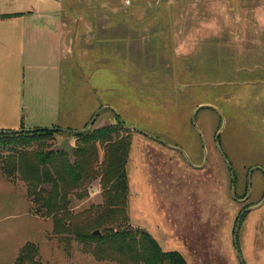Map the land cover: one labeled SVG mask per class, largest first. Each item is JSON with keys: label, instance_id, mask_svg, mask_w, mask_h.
I'll return each mask as SVG.
<instances>
[{"label": "rangeland", "instance_id": "rangeland-1", "mask_svg": "<svg viewBox=\"0 0 264 264\" xmlns=\"http://www.w3.org/2000/svg\"><path fill=\"white\" fill-rule=\"evenodd\" d=\"M4 2L26 14L0 24V132H80L113 109L149 136L120 131L130 145L125 224L185 264H264V0ZM200 106L212 108L193 124ZM117 121L104 109L90 129ZM218 147L236 199L250 192L245 203L232 199ZM8 150L0 142V162ZM99 184L87 186L86 198L70 196L72 226L102 204ZM30 198L19 177L0 172V264H16L28 244L38 264H116L55 233Z\"/></svg>", "mask_w": 264, "mask_h": 264}, {"label": "trees", "instance_id": "trees-1", "mask_svg": "<svg viewBox=\"0 0 264 264\" xmlns=\"http://www.w3.org/2000/svg\"><path fill=\"white\" fill-rule=\"evenodd\" d=\"M117 120L114 126L93 128L76 135L57 128L35 133H0L1 145L9 149L7 157L0 162V172L9 180L19 177L27 186L28 196L37 209L36 215L51 218L55 233L74 235L98 261L185 264L180 254L163 251L146 231L125 224L129 201L126 165L130 145L120 135L121 130L127 129L118 117ZM61 134L75 139L70 154L43 148L46 140ZM34 144L39 147L30 151ZM99 148L103 151L101 162ZM96 180L100 183L102 204L92 205L84 224L74 227L71 221L75 216L69 212V198L71 195L86 198L87 186ZM37 253V249L28 244L15 263L38 264Z\"/></svg>", "mask_w": 264, "mask_h": 264}, {"label": "water", "instance_id": "water-1", "mask_svg": "<svg viewBox=\"0 0 264 264\" xmlns=\"http://www.w3.org/2000/svg\"><path fill=\"white\" fill-rule=\"evenodd\" d=\"M204 108H212V107H210V106H200V108H198L195 112H194V114H193V120H192V122H193V124H195V118H196V115H197V113H198V111H200L201 109H204ZM104 109H109L110 111H112L114 114H115V116L116 117H118V115L116 114V112L113 110V109H110V108H102L94 117H93V119L91 120V122L89 123V125H87V127H86V129L85 130H83V131H80V132H72L71 133V131H63V132H65V133H68L69 135H76V134H80V133H85V132H88V130L93 126V124H94V122L96 121V119H97V117L99 116V114L101 113V111H103ZM120 123H122L121 121H120ZM124 126V125H123ZM124 128H126V129H132V130H134V131H136V132H138V133H141V134H143L139 129H137V128H128V127H126V126H124ZM52 130H54V129H52ZM37 130H22V131H18V132H5V133H8V134H12V133H35ZM0 133H4V132H0ZM144 136H147V135H145V134H143ZM219 136H220V132H218L217 133V135H216V143H217V145H218V138H219ZM147 137H149V136H147ZM151 138V137H150ZM152 139V138H151ZM154 140V139H153ZM156 141V140H155ZM158 142V141H157ZM160 143V142H159ZM162 144V143H161ZM54 149L55 150H57V151H60V150H62V151H65V152H67L68 154H70V152L72 151V149H73V146L70 144V141H69V138H64L61 142H60V144L59 145H57V146H55L54 147ZM174 150H176V149H174ZM176 151H178V150H176ZM218 151H219V153H220V155L222 156V158H223V160H224V162H225V164L226 165H229L228 164V162L226 161V159H225V157L223 156V154H222V151L220 150V148L218 147ZM180 152V151H179ZM206 159V158H205ZM252 174V171H250L249 172V178H250V175ZM231 177H232V182L234 183V175L233 174H231ZM248 188H250V179H249V181H248ZM249 195H250V192L247 194V196H246V198L244 199V200H242V201H238V202H240V203H245V201L248 199V197H249ZM232 196H233V198L235 199V190H234V187L232 188ZM262 204L264 203V199H263V201L261 202ZM258 208V206L257 207H254V208H251V209H248L247 211H250V210H254V209H257ZM240 221H241V218H239L238 220H237V224H236V228H235V231H234V236H233V239H234V244H235V248H236V252H237V256H238V258L240 257V255H239V253H238V249H237V245H236V235H237V232H238V229H239V225H240ZM94 235H99V232H94ZM241 262V261H240Z\"/></svg>", "mask_w": 264, "mask_h": 264}, {"label": "crops", "instance_id": "crops-1", "mask_svg": "<svg viewBox=\"0 0 264 264\" xmlns=\"http://www.w3.org/2000/svg\"><path fill=\"white\" fill-rule=\"evenodd\" d=\"M4 1L5 0H0V2H1V4H0L1 5V7H0V10H1V12H0V24H3L4 22H7V21H10L11 22L12 19L3 18V17H6L8 15H13V14L14 15H20L21 17H19L17 19L24 18V14H26V13H21V12H18V11L17 12H14V11H12L10 9L9 10H5L6 6L4 4H6V3ZM9 8H11V7H9ZM52 17H54V16H52Z\"/></svg>", "mask_w": 264, "mask_h": 264}, {"label": "flooded vegetation", "instance_id": "flooded-vegetation-1", "mask_svg": "<svg viewBox=\"0 0 264 264\" xmlns=\"http://www.w3.org/2000/svg\"><path fill=\"white\" fill-rule=\"evenodd\" d=\"M226 167H227V168L229 169V171H230V167H229V165H226ZM231 174H233V173L230 171V177H231ZM233 175H234V174H233ZM247 181H248V180H247ZM234 183H235V180H234ZM234 183L232 182V177H231V184H232L231 192H232V188L235 186ZM247 185H248V183H247ZM247 188H248V186H247ZM234 190H235V188H234ZM247 194H248V189H247ZM231 196H232V195H231ZM246 196H247V195H246ZM249 197H250V195H249ZM249 197H248V198H249ZM245 198H246V197H245ZM232 199L235 200V201H237V202H238V201H242V200H244V199H240V200H238V199H236V197H235V199H234L233 196H232ZM263 199H264V197H263ZM263 199H262V201H263ZM247 200H248V199H247ZM247 200H246V201H247ZM246 201H245V202H246ZM239 203H240V202H239ZM248 209H250V208H245V209H243V212H244V211L246 212ZM245 212H244V213H245ZM244 213L241 214V216H243ZM240 218L242 219V217H240Z\"/></svg>", "mask_w": 264, "mask_h": 264}, {"label": "built area", "instance_id": "built-area-1", "mask_svg": "<svg viewBox=\"0 0 264 264\" xmlns=\"http://www.w3.org/2000/svg\"><path fill=\"white\" fill-rule=\"evenodd\" d=\"M126 4H129V1H126Z\"/></svg>", "mask_w": 264, "mask_h": 264}]
</instances>
